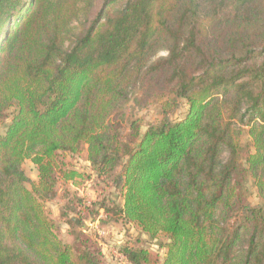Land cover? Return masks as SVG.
Returning a JSON list of instances; mask_svg holds the SVG:
<instances>
[{
    "label": "trees",
    "instance_id": "1",
    "mask_svg": "<svg viewBox=\"0 0 264 264\" xmlns=\"http://www.w3.org/2000/svg\"><path fill=\"white\" fill-rule=\"evenodd\" d=\"M96 2L0 0V264H105L99 210L138 231L125 264H264V0ZM130 100L161 121L126 128ZM82 146L121 203L70 198L66 243L46 203L90 176L61 159Z\"/></svg>",
    "mask_w": 264,
    "mask_h": 264
},
{
    "label": "rangeland",
    "instance_id": "2",
    "mask_svg": "<svg viewBox=\"0 0 264 264\" xmlns=\"http://www.w3.org/2000/svg\"><path fill=\"white\" fill-rule=\"evenodd\" d=\"M102 5V0H97L96 5L93 9L91 18L95 16L97 11ZM83 19L82 15L80 16ZM79 26V22H74V27ZM165 54L161 52L159 55ZM188 105L186 102H182L180 108L170 115L172 120L181 118L187 111ZM124 111V126L127 128L128 123L135 119L140 118L143 121L144 132L149 125L158 124L162 116L160 111L155 106H139L133 100L128 101L123 106ZM88 151L87 146H82L81 151L77 155L62 154L61 159L68 165L73 166L79 171L90 175L88 179L83 183L82 186L76 188L72 184L64 185L61 184L58 189L57 196L46 203L47 211L50 217L56 222L58 226L57 233L59 237L66 243H72L73 238L69 232L70 228L67 224L66 217L61 215L65 208L66 202L73 198L76 194L83 197L84 203L90 204L95 199H106L111 204L119 205L121 203L120 194L111 186L109 182H104L102 179H98L96 174L92 171L90 162L87 159ZM24 169L31 179H38V171L36 165L31 159L25 160ZM248 198L251 204L256 205L260 203L255 186L252 183L247 185ZM69 195V196H67ZM115 204V205H116ZM75 211L69 210V216L78 218V210L80 207L74 206ZM82 210V208H81ZM83 229L89 235H92L101 244L104 252L105 264H125L121 253L119 252L121 245L129 239V233L137 234L138 231L134 225L126 224L118 219L117 215L113 213H105L103 210H99V215H91L85 218L83 221ZM99 231H103V235L100 236ZM158 242L149 246L155 251L159 252L161 257L164 255V249L158 247Z\"/></svg>",
    "mask_w": 264,
    "mask_h": 264
},
{
    "label": "built area",
    "instance_id": "3",
    "mask_svg": "<svg viewBox=\"0 0 264 264\" xmlns=\"http://www.w3.org/2000/svg\"><path fill=\"white\" fill-rule=\"evenodd\" d=\"M85 204H87V203H85ZM99 234H100V236H101V235H103L104 233H103V231H99ZM121 257L123 258L122 255H121Z\"/></svg>",
    "mask_w": 264,
    "mask_h": 264
}]
</instances>
